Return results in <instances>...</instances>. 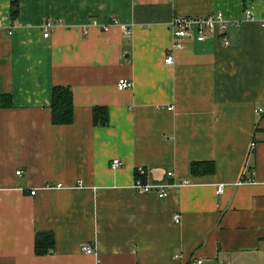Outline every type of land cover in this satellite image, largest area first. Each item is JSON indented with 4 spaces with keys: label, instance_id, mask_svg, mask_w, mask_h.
Here are the masks:
<instances>
[{
    "label": "crops",
    "instance_id": "obj_1",
    "mask_svg": "<svg viewBox=\"0 0 264 264\" xmlns=\"http://www.w3.org/2000/svg\"><path fill=\"white\" fill-rule=\"evenodd\" d=\"M216 12L229 44L207 31L165 64L173 17ZM262 19L264 0H0V96L13 101L0 109V264H264ZM55 86L73 91L70 124L52 120ZM193 161L215 169L194 175ZM248 164L254 181L238 184ZM139 167L166 197L135 190ZM47 232L55 247L38 255Z\"/></svg>",
    "mask_w": 264,
    "mask_h": 264
},
{
    "label": "built area",
    "instance_id": "obj_2",
    "mask_svg": "<svg viewBox=\"0 0 264 264\" xmlns=\"http://www.w3.org/2000/svg\"><path fill=\"white\" fill-rule=\"evenodd\" d=\"M245 16L249 20H255L254 11L252 8L245 9ZM119 19L116 17H112V19L108 23H101L97 19L91 20L89 26L100 27L104 31H108L113 25H118ZM232 24V21L228 20L223 12H216L206 15L200 16H187V15H175L171 21L172 27V36L174 38L173 43L168 48L166 58L164 60L165 64L174 63L175 53L181 51L186 48L188 41L197 40L203 41L206 38L207 31L217 32L222 37L224 43L226 45L229 44V37L227 35V30L229 26ZM261 24L264 28V19H262ZM53 26V22H46L43 27L45 30L44 36L48 37L49 29ZM87 29V28H86ZM129 32V31H128ZM134 86L133 80L121 78L118 82V88L120 90L131 89ZM173 108V107H171ZM256 112L258 114H264V104H260L256 107ZM257 143L252 141L250 144V158L253 156L254 150L256 148ZM122 165V161L120 159H114L112 162V168H119ZM17 173L21 174L22 171H18ZM252 168L248 164L244 172L241 176L238 184H242L245 182H252L254 178L252 176ZM169 175H172V172H169ZM147 176V169L144 167H139L136 170V179L133 187L138 192L143 193H155L158 197L164 198L168 195V190L165 186L153 185L147 181L145 178ZM82 183V180H79V184ZM184 183H189V181H185ZM225 184H220L219 192H224ZM32 194L36 193V190H32ZM175 221L179 222V215L175 216ZM83 251L86 253H93L94 247L91 245L83 246ZM188 264H204V259L200 257H195Z\"/></svg>",
    "mask_w": 264,
    "mask_h": 264
},
{
    "label": "trees",
    "instance_id": "obj_3",
    "mask_svg": "<svg viewBox=\"0 0 264 264\" xmlns=\"http://www.w3.org/2000/svg\"><path fill=\"white\" fill-rule=\"evenodd\" d=\"M218 37L219 33L214 32ZM13 105L11 96H0V109L9 108ZM52 120L55 124L67 125L74 119V96L68 86H55L51 103ZM94 122L105 125L108 123V109L104 106L94 108ZM215 169L213 161H193L191 172L194 175L211 173ZM55 247V237L52 233H38L36 235L35 251L38 255L51 252Z\"/></svg>",
    "mask_w": 264,
    "mask_h": 264
}]
</instances>
